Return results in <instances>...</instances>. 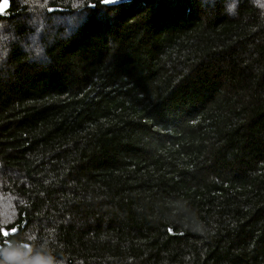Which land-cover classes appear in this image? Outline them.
Returning <instances> with one entry per match:
<instances>
[{
	"label": "trees",
	"instance_id": "1",
	"mask_svg": "<svg viewBox=\"0 0 264 264\" xmlns=\"http://www.w3.org/2000/svg\"><path fill=\"white\" fill-rule=\"evenodd\" d=\"M0 36V264H264V8L9 0Z\"/></svg>",
	"mask_w": 264,
	"mask_h": 264
},
{
	"label": "snow or ice",
	"instance_id": "2",
	"mask_svg": "<svg viewBox=\"0 0 264 264\" xmlns=\"http://www.w3.org/2000/svg\"><path fill=\"white\" fill-rule=\"evenodd\" d=\"M99 4L101 5H112L115 3H118V0H98ZM96 3H91L90 7H95ZM9 7V0H0V10H6ZM16 231V229H15ZM3 235L7 236L9 235V233L7 231H5L3 233Z\"/></svg>",
	"mask_w": 264,
	"mask_h": 264
},
{
	"label": "rangeland",
	"instance_id": "3",
	"mask_svg": "<svg viewBox=\"0 0 264 264\" xmlns=\"http://www.w3.org/2000/svg\"><path fill=\"white\" fill-rule=\"evenodd\" d=\"M232 1H234V0H232ZM56 23L59 24L60 23V20H56ZM42 32H43V28L40 27V26H38L36 28V30H35V33H34V35H35L34 36L35 41H38L40 39V36L42 35ZM0 39H1V36H0ZM36 50H38V49H36ZM1 67H3V63L0 60V68ZM29 263H30V260H29ZM32 263L33 264H50L49 262H44L42 260H37V259H34Z\"/></svg>",
	"mask_w": 264,
	"mask_h": 264
},
{
	"label": "clouds",
	"instance_id": "4",
	"mask_svg": "<svg viewBox=\"0 0 264 264\" xmlns=\"http://www.w3.org/2000/svg\"><path fill=\"white\" fill-rule=\"evenodd\" d=\"M250 2L253 4V6H260L262 8H264V3H262V0H250ZM236 4H232L230 5L231 8L235 9L236 8Z\"/></svg>",
	"mask_w": 264,
	"mask_h": 264
},
{
	"label": "water",
	"instance_id": "5",
	"mask_svg": "<svg viewBox=\"0 0 264 264\" xmlns=\"http://www.w3.org/2000/svg\"><path fill=\"white\" fill-rule=\"evenodd\" d=\"M120 0H118V2H119ZM116 4V3H115ZM4 10H0V12H3Z\"/></svg>",
	"mask_w": 264,
	"mask_h": 264
}]
</instances>
